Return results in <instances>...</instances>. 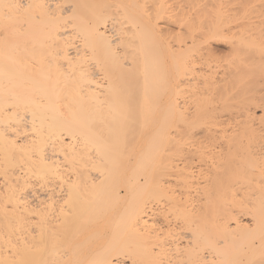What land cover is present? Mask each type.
<instances>
[{
	"label": "bare ground",
	"instance_id": "1",
	"mask_svg": "<svg viewBox=\"0 0 264 264\" xmlns=\"http://www.w3.org/2000/svg\"><path fill=\"white\" fill-rule=\"evenodd\" d=\"M1 2L0 264H69L41 255L80 224L152 264H264V0L122 1L78 45L77 7ZM35 10L51 34L8 28Z\"/></svg>",
	"mask_w": 264,
	"mask_h": 264
},
{
	"label": "rangeland",
	"instance_id": "2",
	"mask_svg": "<svg viewBox=\"0 0 264 264\" xmlns=\"http://www.w3.org/2000/svg\"><path fill=\"white\" fill-rule=\"evenodd\" d=\"M64 1V2H63ZM77 2H78V0H76ZM87 1H89V2H87ZM81 0L80 2H85L84 4H82V5H85V6H87L88 7V9H87V7L85 8V6H81L80 5V3L78 2V3H75L74 2V0H62V2L60 3V5L61 6H64V7H66V8H72L73 6V8L72 9H74L75 7H77V9H76V12H74L73 14H71V13H69L68 15H69V17H71V18H69V19H67V22H65V21H63V23H62V21L61 22H59V24L60 23H62V24H57V26H55V28H57V27H60V26H64L65 24V26H66V28H68V29H66V31L68 30L69 32H67V33H69V35H67V36H69L70 37V39H69V37H68V39L70 40V41H73L76 45H78V44H80V43H82L85 39H86V37H87V31H86V29L87 28H84V26L88 23V25H94L93 24V22L95 21V23L96 24H99L98 23V21L99 20H97V19H99L100 17H102L103 15H104V17H105V13L104 12H109V13H107V15H106V19H108V21H110V20H112V19H114V20H112L111 22H114V25H113V30L115 29L116 30V32L118 31V32H121V30H123V28H127L128 26H129V24L127 23L128 21L126 20V16H125V11H124V9H123V2H124V4L125 5H127V6H129V4H131L132 3V1L133 0ZM123 1V2H122ZM226 1V0H225ZM106 2H107V4H106ZM118 2V3H117ZM119 2H121V3H119ZM3 2H1L0 3V7H1V9L0 10H3L4 11V13H9V14H11V12H12V10H10L9 8H7V6L6 7H4L5 9H3V7H2V5L4 4H2ZM88 3V5H86ZM97 3V4H96ZM226 3V2H225ZM78 4V5H77ZM111 4V5H110ZM97 5V6H96ZM103 5H106L105 7L103 6ZM109 5V6H108ZM113 5H118V7H121V8H118V10H119V12H117L118 10H116V12H115V10L114 9H116V7L115 6H113ZM132 5V4H131ZM224 5H226L225 7H229V5H228V3H226V4H224ZM228 5V6H227ZM68 6V7H67ZM72 6V7H71ZM78 6H81V8H83V9H81L80 7V9L82 10H80V9H78ZM133 6V5H132ZM132 6H130V7H132ZM9 7V6H8ZM101 7V8H100ZM102 7L103 8H105V9H102ZM230 7H231V5H230ZM6 8H7V10H6ZM85 8V9H84ZM109 8H111V9H109ZM86 9L88 10L87 12H89V13H87L88 14V16H85V15H87L86 13H84V16H83V14H82V12H84V11H86ZM95 9V10H94ZM102 9V10H101ZM123 10V14H122V10ZM228 8H226V10H227ZM84 10V11H83ZM93 10V11H92ZM99 10V11H98ZM102 11V13L100 14V12ZM104 10V11H103ZM106 10V11H105ZM3 11H1V13L0 14H3L2 12ZM5 11H7V12H5ZM11 11V12H10ZM81 11V13H79V12ZM113 11V12H112ZM120 11H121V13H120ZM35 12V13H34ZM33 13L31 12V14H30V16H28L29 14H26L28 17H31V16H33V18H37V19H33V18H31V20H30V18H28V17H26V20L23 18V17H21V16H18V18L17 17H13L12 19H15V18H17V19H15V20H13L12 21V19H10L9 21H10V23L9 24H7L8 25V28H10V27H12L11 29L12 30H14L13 28H15V26L16 27H18L19 26V24H24V26L25 27H27L26 25H30V27H28L27 29L28 30H30V28H31V26H33L34 24H35V22H36V24H39L40 26H41V22L46 18V17H43L44 16V14H43V16L41 15L42 14V12L41 11H38L39 13H41V14H39L38 12H37V10H35ZM37 12V13H36ZM94 12V13H93ZM13 13V12H12ZM30 13V12H29ZM36 14V15H35ZM92 14V15H91ZM95 14H97V15H95ZM108 14H109V17H108ZM114 14V15H113ZM117 14H119V16H120V18H119V16L117 17ZM4 15V14H3ZM25 14H24V17L26 16ZM73 15L75 16V18L73 17ZM76 15H77V17H80L79 19H81L82 20V18H83V20H84V22H83V20H82V23L83 24H81V22H80V20L78 19V20H74V19H76ZM94 15H95V17H94ZM112 15H113V17H112ZM23 16V15H22ZM35 16H38V17H35ZM81 16H83V17H81ZM98 16V17H97ZM41 17L43 18V20L41 21L40 19H41ZM87 17V18H86ZM88 17H90V18H88ZM112 17V18H111ZM116 17V18H115ZM1 18V17H0ZM2 18H5V17H3L2 16ZM39 18V19H38ZM85 18V19H84ZM94 18V21L92 20ZM20 19H24L23 21L22 20H20ZM33 19V20H32ZM47 19V18H46ZM86 19H88V20H86ZM118 19H119V21L120 22H118ZM29 20V22H27ZM97 20V21H96ZM115 20H117L116 22H117V24H116V22H115ZM1 21V20H0ZM12 21V22H11ZM19 21H22V22H19ZM32 21V22H31ZM75 21H76V23H78L79 25L81 24V26H82V28H84L85 29V31L82 29V30H80V29H78V28H81V27H77V24L75 25ZM91 21V22H90ZM8 22V21H7ZM44 22V23H43ZM42 22V26L40 27L39 25H38V27H37V30H36V27L35 26H37V25H35L34 27H32V29H34L35 30V32L36 31H42V29L44 30V31H42L41 33H46V35L49 33V34H51V32H48L47 33V31H45V30H48V28H49V26H50V30L51 29H54L53 27H51V25L52 24H50L49 23V25H48V23H46L45 22V20ZM69 22V23H68ZM73 22V23H72ZM80 22V23H79ZM99 22H101V21H99ZM16 23V24H15ZM27 23H29V24H27ZM65 23V24H64ZM68 23V24H67ZM86 23V24H85ZM120 25H119V24ZM122 23V24H121ZM18 24V25H17ZM26 24V25H25ZM43 24H44V27H43ZM47 24V25H46ZM74 24L75 26H72V25ZM85 24V25H84ZM113 24V23H112ZM22 25H20L19 26V28L22 26ZM59 25V26H58ZM71 25V26H70ZM119 25V27L117 28V26ZM1 26V25H0ZM48 26V27H47ZM68 26V27H67ZM92 26H86V27H88V28H91ZM125 26V27H124ZM7 27V26H6ZM24 27V28H25ZM45 27H47V28H45ZM69 27H73V28H69ZM7 28V29H8ZM19 28H15V30L17 29V31L19 30ZM119 28H120V30H119ZM3 29H5V31H6V28H3ZM38 29H40V30H38ZM78 29V30H77ZM11 30V31H12ZM14 30V31H15ZM49 30V31H50ZM80 30V31H79ZM1 31H2V36H0V37H5L4 36V30H2L1 29ZM10 31V32H11ZM20 31V30H19ZM31 31H33V30H31ZM81 31H84L85 32V36L86 37H83L84 35H83V32H81ZM77 32H79V33H77ZM80 33H82L81 35H80ZM74 34H76V35H74ZM80 35V37L78 36V35ZM73 37H72V36ZM50 37L52 36V35H49ZM77 37H78V39H77ZM75 39V40H72V39ZM83 38H85V39H83ZM1 39H3V38H1ZM77 39V40H76ZM78 41V42H77ZM219 45H220V50L218 51L219 53H220V55H219V53H217V55L220 57V58H225V57H227L228 56V52H227V47H228V45H226V42L225 41H221V43L219 42ZM222 45H223V48H222ZM222 52V53H221ZM136 113V112H135ZM258 115H260L261 114V112L258 110L257 112H256ZM135 116H136V114H135ZM83 225V224H82ZM80 228H76L75 227V229H74V231L75 232H80L81 230V224L80 225H78ZM87 226V227H86ZM84 225L83 227H82V229L84 230L85 228H86V230H88V231H86V230H84V232H83V230H82V234L81 233H76V234H78V238L80 239H78L77 237H76V235L74 234V235H72L71 234V237H73L72 238V240H71V238H69L70 240H69V242L71 241L72 243L71 244H69V246L67 245V246H65L66 244L65 243H67L68 242V237H65L66 238V240H65V238L63 237V239L64 240H62L60 243L59 242H56L55 243V241L53 240V242H54V244H53V242L51 243V244H49V245H47V249H46V247H45V250L42 252V255H41V258H42V261H51V260H54L55 261V259L56 258H58V257H60V256H63L64 254L66 255L67 253L71 256V257H69L68 259H70V258H72L71 260L74 262V264H82L83 263V260L85 261V264H94L92 261H93V258L96 260V262H97V264H99L100 263V261H102L101 263L102 264H104L106 261H109L110 260V258H112L111 256H114L115 254H117V257H113L112 259H111V261H113V260H115L116 262L117 261H119V260H122V258H124V257H120L121 255L123 256H128V258H127V260H124V259H126V258H124L123 260V262H124V264L126 263V264H129L130 263V261L132 262L133 261V263H131V264H136V262L138 261V263L140 262L141 264H152L151 262L153 261L152 259H151V257H150V255L151 254H149V251H148V249H147V247L146 246H144L145 244L144 243H142L143 241L141 240V239H139L138 238V236H136V237H134L135 236V234L133 235V231H130V230H127L128 232H126V230H123V229H121V228H119V229H121L119 232H118V228L117 229H115L114 231H111V232H109V233H102V231H100L99 232V229H98V226H96L95 227V225H93L92 224V227L90 226V224H88V225ZM88 227H90V228H88ZM95 229L97 230V232H96V234H93V235H91L93 232L95 233ZM78 230V231H77ZM117 230V231H116ZM116 231V232H115ZM122 231V232H121ZM129 231H130V233H129ZM117 232L119 233L118 235H120V236H116V234H117ZM131 232H132V234H131ZM114 233V234H113ZM116 233V234H115ZM91 235V236H88L87 238H86V236L87 235ZM98 234V235H97ZM123 234V235H122ZM126 234V235H125ZM81 235V236H80ZM97 235V236H96ZM112 235H115L114 237L112 236ZM125 235V236H124ZM131 235H133L132 236V239H131ZM96 236V237H95ZM123 237V238H120V237ZM128 236V237H127ZM130 236V237H129ZM76 239H75V238ZM85 237V238H84ZM92 239H91V238ZM95 237V238H94ZM112 237H113V239L114 238H116V240H113L112 239ZM167 237V236H166ZM165 236L163 237V239L161 238V241H162V243H164V244H166V243H168V242H171V240H168L167 238H166ZM61 238V237H60ZM118 238H120V240L118 239ZM124 238H127L126 240L124 239ZM168 238L169 239H171L170 238V236H168ZM85 239V241H84V244H83V240ZM118 239V240H117ZM165 239V240H164ZM137 240V241H136ZM142 242H141V241ZM164 240V241H163ZM60 241V240H59ZM63 241H67V242H64L63 243ZM88 241V242H87ZM118 241V242H117ZM167 241V242H166ZM76 242V243H75ZM112 242H113V244H112ZM134 242L138 245V243H141V244H139V245H142V246H137L136 244H134ZM80 243V244H79ZM111 243V244H110ZM126 243V244H125ZM53 244V245H52ZM64 244V245H63ZM77 244H79V246L77 245ZM109 244H110V246H109ZM115 244V245H114ZM132 244V245H131ZM71 245V246H70ZM73 245H74V247H73ZM125 245V246H124ZM127 245V246H126ZM78 246V247H77ZM49 247H51V248H49ZM54 247V248H53ZM56 247V248H55ZM112 247L114 248V249H112ZM53 248V250H51ZM57 248H59L58 250H57ZM103 248V249H102ZM133 248V249H132ZM72 249H75V250H72ZM110 249L112 250V251H110ZM125 249V250H124ZM141 249V250H140ZM56 250H57V252L59 253V254H57V252H56ZM77 250V251H76ZM133 250V251H132ZM137 250H138V252H137ZM55 251V252H54ZM52 252H53V255H52ZM103 254H102V253ZM108 252V253H107ZM98 253L100 254V258H99V256H98ZM118 253H120L121 255H119L118 256ZM67 254V256H69ZM103 255L105 256V257H103ZM106 255H108L107 257H109L110 256V258L108 259L107 257H106ZM116 256V255H115ZM74 257V258H73ZM103 257V258H102ZM121 258V259H118L117 260V258ZM50 258V260H48ZM54 258V259H53ZM82 258H83V260H82ZM143 258V259H142ZM132 259V260H131ZM135 260V262H134V260ZM70 260V261H71ZM80 260H82V261H80ZM130 260V261H129ZM143 260V261H142ZM152 260V261H151ZM69 261V260H68ZM69 262V264H73V262ZM115 261H113V262H115ZM148 261V262H147ZM150 261V262H149ZM48 262V263H49ZM81 262V263H80ZM95 262V261H94ZM95 262V263H96ZM115 262V263H116ZM44 263V262H43ZM42 263V264H43ZM100 263V264H101ZM107 263V262H106ZM105 263V264H106ZM139 263V264H140ZM225 263V262H224ZM223 263V264H224ZM226 264V263H225Z\"/></svg>",
	"mask_w": 264,
	"mask_h": 264
}]
</instances>
